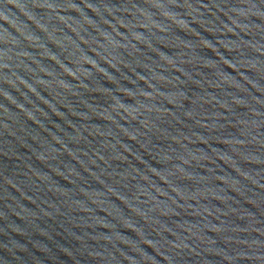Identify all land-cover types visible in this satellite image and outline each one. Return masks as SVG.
Returning a JSON list of instances; mask_svg holds the SVG:
<instances>
[{
	"label": "water",
	"instance_id": "obj_1",
	"mask_svg": "<svg viewBox=\"0 0 264 264\" xmlns=\"http://www.w3.org/2000/svg\"><path fill=\"white\" fill-rule=\"evenodd\" d=\"M0 264H264V0H0Z\"/></svg>",
	"mask_w": 264,
	"mask_h": 264
}]
</instances>
